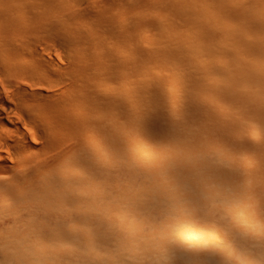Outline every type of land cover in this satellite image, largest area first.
Segmentation results:
<instances>
[{"label":"bare ground","instance_id":"1","mask_svg":"<svg viewBox=\"0 0 264 264\" xmlns=\"http://www.w3.org/2000/svg\"><path fill=\"white\" fill-rule=\"evenodd\" d=\"M0 264H264V0H0Z\"/></svg>","mask_w":264,"mask_h":264}]
</instances>
